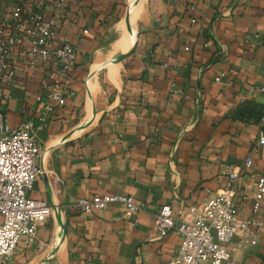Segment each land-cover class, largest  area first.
Masks as SVG:
<instances>
[{"label":"crops","instance_id":"0c3cea01","mask_svg":"<svg viewBox=\"0 0 264 264\" xmlns=\"http://www.w3.org/2000/svg\"><path fill=\"white\" fill-rule=\"evenodd\" d=\"M189 2L196 5L192 14ZM84 6L81 16L62 10L57 29L77 47L75 96L34 133L46 178L39 175L29 196L47 201L53 214L34 242L51 238L60 264H158L180 245L176 233L161 238L155 230L160 207L170 205L181 219L183 207L204 201L247 156L252 166L237 184L247 195L240 212L251 214L252 176L264 175V146L256 142L264 135V92L257 89L264 86V0ZM55 71L50 59L33 78L19 75L4 106L12 127L23 108L40 125L44 104L35 96ZM115 193L143 203L136 225L118 205L86 216L74 206L79 198ZM228 248V264H264V227L256 245L235 238ZM26 250L17 246L15 262Z\"/></svg>","mask_w":264,"mask_h":264},{"label":"built area","instance_id":"2783aa9c","mask_svg":"<svg viewBox=\"0 0 264 264\" xmlns=\"http://www.w3.org/2000/svg\"><path fill=\"white\" fill-rule=\"evenodd\" d=\"M85 0H12L7 16L0 24V264L12 257L19 242L29 247L36 239L37 229L51 215L47 201L33 199L29 193L41 174L39 159L42 146L35 138V130L46 126L45 116L66 105L75 96L71 86L76 64L77 47L67 38L58 37L61 11L73 8L76 15L85 13ZM192 14L196 5L185 6ZM191 23L195 19L191 18ZM207 47V44L204 45ZM185 51L189 48L185 47ZM52 60L56 67L54 78L35 96L42 102L40 125L35 127L26 108L22 120L12 127L4 106L11 99L9 89L17 85L19 75L33 78L36 68ZM216 78L215 81H218ZM174 83L171 91H174ZM253 87L249 88L252 92ZM264 92V86L257 88ZM257 144L264 146V135L258 133ZM252 166L251 156L244 159L241 168L232 169L219 181L218 189L208 191V197L199 204L183 207L177 218L170 205L160 207L153 216V226L159 237L170 232L180 237L177 253L158 264H228L229 244L240 242L256 245L264 227V175H253L254 192L251 214L244 217L240 203L247 195L237 184ZM111 205L122 207L132 225L143 203L126 194H112L79 198L74 206L86 216ZM263 214L262 219H258ZM22 241V242H21Z\"/></svg>","mask_w":264,"mask_h":264},{"label":"rangeland","instance_id":"374dc122","mask_svg":"<svg viewBox=\"0 0 264 264\" xmlns=\"http://www.w3.org/2000/svg\"><path fill=\"white\" fill-rule=\"evenodd\" d=\"M142 1L144 4L145 0ZM11 2L12 0H0V24L7 16L11 7ZM45 175V171L41 167L40 177L42 176L46 178ZM52 216L53 214L51 211V215L48 219V222L45 224L46 230H49L52 225ZM20 245H22V243L19 242L18 247ZM57 250L58 246L55 244L54 241H52L51 238L36 240V242L32 243L29 247H27L26 253H23V260H21L20 262H15L13 258L14 256H12L7 260H4L2 264H60L56 262L55 258L57 255Z\"/></svg>","mask_w":264,"mask_h":264}]
</instances>
